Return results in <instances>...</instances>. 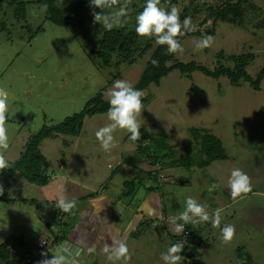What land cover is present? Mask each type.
Returning a JSON list of instances; mask_svg holds the SVG:
<instances>
[{
	"label": "rangeland",
	"instance_id": "1",
	"mask_svg": "<svg viewBox=\"0 0 264 264\" xmlns=\"http://www.w3.org/2000/svg\"><path fill=\"white\" fill-rule=\"evenodd\" d=\"M168 1L160 7L168 11L173 6L177 7L179 15H183L181 24L185 17H191L196 29L203 30L204 25L200 22L205 14L199 11L193 15L192 0ZM251 1L258 10L245 8L242 25L218 21L211 45L202 49L196 47L202 37L187 36L181 39L183 52L176 53L174 58L184 63L194 61L213 70L219 63L229 67L233 65L229 59L219 58L218 52L225 56L248 52L254 57L247 64L246 71L255 77L264 67V0ZM194 2L205 8L204 4L219 3L220 0ZM142 4L141 0H130L128 15L120 18L121 24L136 21ZM117 10L114 8L112 12ZM2 18L7 29L0 30V88L7 92L5 127L8 148L0 149V153L9 164L18 158L28 137L44 123L62 121L81 110L87 100L96 95L109 100L108 93L116 80H124L131 85L136 83L152 52L145 53L132 65L104 67L84 54L68 27L45 20V12L39 5H28L24 20L15 19L7 8L2 11ZM152 45L155 47L157 43ZM142 92L144 110L138 119L142 125L141 135H149L143 144L152 141L148 151L137 150L140 139L131 140V134L119 128L113 133L116 146L107 151L103 149L96 132L111 123L107 112L86 116L79 135L75 137L61 135L45 139L41 150L49 161L50 181L46 186H36L19 174L14 175L9 196L16 200L0 201V243L10 235H22L23 248L17 242L12 245L14 258H20L26 249L35 251L37 245L33 241L38 235L43 234L52 243L54 230H61L59 226L51 227L55 224L53 204H58L61 198L68 200L73 193L76 196L84 194L70 181L78 180L80 185L86 182L93 188L100 185L104 190L110 180V171L118 166V161L141 165L152 148H156L152 151L154 156L167 153H163L158 142L164 137V146H175V159L181 163L178 175L183 181L179 184L164 181L158 189L162 191L166 211L180 216L189 197L206 205L210 218L213 210L225 206L220 209L219 227H213L211 219L195 223L202 230L200 236L203 239L202 245L195 243L199 245L195 258L207 264H236L244 252L245 256L250 254L252 264H264V78L259 90H255L248 81L234 86L225 76L215 79L200 71L182 76L178 70H173L160 80L159 85L151 84ZM145 97L148 98L146 102ZM194 127L217 136L227 159L199 167L200 157L189 132ZM63 162L70 181L62 184ZM164 162L168 164L166 160ZM108 164L112 168H108ZM236 168L249 176L251 191L229 204L232 198L228 181ZM78 170H81V176H77ZM113 179L127 180L120 173L113 175ZM213 184L217 187L209 191ZM110 185L114 186L111 196L117 197L120 191L117 193L115 185ZM146 186L142 185L139 193H144ZM21 198L29 200L22 201ZM45 200L54 202L46 204ZM174 221L176 226L180 225V220L175 218ZM162 225L158 222L159 228ZM226 225L235 228L230 242H225L222 237L221 229ZM153 235L159 236L161 232L155 230ZM140 240L153 246V241L148 242L146 237L141 236ZM141 241L137 250L143 247ZM237 247L241 250L237 251Z\"/></svg>",
	"mask_w": 264,
	"mask_h": 264
},
{
	"label": "trees",
	"instance_id": "2",
	"mask_svg": "<svg viewBox=\"0 0 264 264\" xmlns=\"http://www.w3.org/2000/svg\"><path fill=\"white\" fill-rule=\"evenodd\" d=\"M122 1L124 0H119V3L112 8L100 10L92 8L90 6V0H0V30L7 29L6 21L2 18V11L4 8L9 9L15 19L24 20L27 16L28 5L35 4L43 8L46 4L48 8L47 11H44L45 20H49L58 26L68 27L70 34L79 43L84 54L91 60H95V62H97V64L99 63L101 66L108 67L112 65L117 68L121 64L132 65L136 60L141 59L145 53L151 50V55L145 63L138 80L132 85L136 90L143 91L151 84L159 85L160 80L173 70H178L182 76H190L194 71H200L204 75L215 79L220 76H225L228 78L229 83L234 86L240 85L242 81H248L251 87L255 90H259L260 82L264 78V67L258 71L255 77H251L247 73L246 67L254 56L248 52L239 53L238 55L230 54L228 56H225L222 52H218L217 56L219 58H227L233 62V65L229 67L219 63L213 70H210L204 65L197 64L194 61L184 63L176 60L174 58L175 54L168 52L167 45L157 44L154 47V45H152V43L156 42L154 36L143 37L137 35L135 31L136 21L121 24L120 26L114 25L111 30L105 29L102 23L98 24L93 22L92 13L94 11H102L104 14L110 15L113 13L112 11L114 8L119 9V7L122 6ZM141 1H143V4L138 9L139 12H141L146 5V0ZM168 2V0H160V5L168 4ZM191 4L193 5V15L199 11H203L205 14L200 22V24L204 25L203 30L196 29L195 31H186L184 35L177 37L180 44L181 39L191 35L200 37H204L205 35L213 36L218 21L240 26L244 22L245 8H254L251 0H220L219 3L204 4L205 8L197 5L194 0L191 1ZM133 6H136V4H133ZM254 9H257L256 6ZM182 19L183 15L180 14V21ZM40 29L41 27L37 30L39 31ZM113 59H115V61H113ZM152 61H156V64L154 65ZM168 62L171 63L168 64ZM144 99L145 102L148 100L146 97ZM108 101L109 100L102 99L100 94L96 95L87 100L84 107L78 112L64 117V119L58 123H44L36 132L32 133L25 142L23 150L20 152L18 158L12 161L7 169L0 171V186L4 189L3 194L0 195V201L16 200V198H11L9 196L15 174H19V176L30 184L46 186L50 181V174L48 173L49 161L44 153H42V142L47 138H57L61 135L72 137L79 135L84 118L97 113L107 112L110 106ZM201 130L202 129L194 127L189 131L200 157L198 161L199 167L204 168L213 161L227 159L221 140L217 136ZM141 137L142 138L139 140L140 145L137 146V150L148 151L147 149L152 141L150 140L147 144H143L144 140L149 138V135L145 134L141 135ZM162 141H164V137L158 140V142L161 149H163V153H167L154 156L152 151L156 150V148H152L149 153L145 155L144 160H147L152 166L160 163L161 168L167 167V165L169 167H180L181 163L179 160L175 159V146H164ZM172 148L173 151L171 152ZM165 160L168 164L164 162ZM157 171L158 169H155L151 171V173L156 175ZM113 173L114 172L110 174V178L113 176ZM135 182L136 180L133 182L129 180L124 182L122 196H132L131 194L134 192L133 186ZM176 183H183V181L180 179L176 181ZM97 194L98 191H91L79 198L71 200H75L76 204L82 200L94 197ZM240 196H242V194ZM20 200L27 201L29 199L21 198ZM51 202L54 201H44L46 204H51ZM74 210L75 206L69 212H64L57 206V203H54L52 211L54 213L53 219L55 220V224H59L60 220L65 216L71 218L70 214ZM48 224H51V222ZM60 224L61 228H63L62 226L65 223L62 222ZM62 232H64V230L56 232L54 241L59 237L64 238V235L61 234ZM201 234L202 230L199 229V226L193 222H189L184 225L182 233L174 238L173 244L180 242L184 245L180 255L185 257L184 260L186 264H207L195 258L198 246L203 242L200 236ZM198 235L200 237L195 241ZM39 237L40 235H38L33 242H37ZM46 239L50 240L44 236L45 241ZM16 242L20 244L22 249V235H10L5 241L0 243V264H38L39 261L47 259L46 256L52 251L47 250V244L43 248L35 246V251L26 249L22 252L20 258H14L12 245ZM236 250L240 251L241 247H237ZM42 253H44V256L41 255ZM236 264H252V257L250 254H246L245 256L243 252V255L238 257Z\"/></svg>",
	"mask_w": 264,
	"mask_h": 264
},
{
	"label": "crops",
	"instance_id": "3",
	"mask_svg": "<svg viewBox=\"0 0 264 264\" xmlns=\"http://www.w3.org/2000/svg\"><path fill=\"white\" fill-rule=\"evenodd\" d=\"M176 157L177 155H175ZM117 165L115 168H112L111 164L107 165L108 168H112L110 174L112 172H114L113 175L120 173L126 177L127 180L125 181L133 182L136 180L133 188L134 192L130 197L122 196L124 180H121V182L119 179H113L112 176L106 186L103 187L104 190H101L102 187L100 188V185L93 188L86 182L84 185H80L78 180H69V173L65 170L64 162L62 163L61 166L64 170L61 177L62 184L66 183V181L74 183L76 190H81V193H84L81 196L91 191H98V194L76 203L75 210L70 214L71 218L65 216L60 220V223H65L62 226L63 228H61L60 223L53 224L52 227L59 226L61 231L64 230L61 233L64 238L59 237L53 244L46 239L47 250L51 251L60 247L63 243H67L66 240H68L70 250L75 247H79V250H81L78 264H166L162 259V254L167 253L168 249L173 245L174 238L179 236L182 231H176L177 226L174 221L175 218L180 220V216L175 212L166 211L162 200V191L158 189L163 186L164 181L176 183V181L180 180L178 175L179 167L161 168L159 166L160 163L156 164L158 167L156 165L152 166L146 163L144 159H142L141 165L122 161H118ZM155 169H158L156 175L151 173ZM63 174H65V177ZM175 174L178 175L176 179L173 178ZM78 175H82L81 170L77 171ZM111 183L115 185L117 193L118 190L120 191L117 197L111 196V191H113L114 187L110 185ZM142 185L147 186L145 187V192L141 194L138 189ZM229 193L231 195V190ZM76 195L73 193L68 200L81 197ZM230 198H232V201L229 204L236 201L232 196ZM224 207L218 209H223ZM215 210L211 213L215 212ZM158 222L163 223L161 228H159ZM179 224H184V221L180 220ZM155 230H159L161 235H153ZM54 232L56 235L58 231L54 230ZM141 236L143 238L146 237L148 242L153 241V246L145 245L142 240L143 247L137 250ZM40 239H44L43 234L38 238V240ZM114 242L124 243L127 246L128 259H116L114 256L109 259L111 251L116 246ZM106 247L109 251H105ZM183 264H186L185 260Z\"/></svg>",
	"mask_w": 264,
	"mask_h": 264
},
{
	"label": "clouds",
	"instance_id": "4",
	"mask_svg": "<svg viewBox=\"0 0 264 264\" xmlns=\"http://www.w3.org/2000/svg\"><path fill=\"white\" fill-rule=\"evenodd\" d=\"M119 0H90V6L94 9L103 10L104 8H112L117 5ZM130 0H125L124 4L113 13L104 14L102 11L93 12V22L102 23L103 27L107 30H111L113 26L121 25V17L128 15L127 5ZM160 0H146V5L143 10L136 17V33L143 37H155L156 43L160 45H167L169 53L176 54L182 53L183 47L179 43L177 37L184 35L186 31H195L196 25L192 23L191 17H185L183 23L180 21V10L173 6L168 11L163 7H160ZM48 6H43V11H47ZM183 29V31H182ZM213 37L205 35L197 43L196 47L199 49L209 47ZM155 65L156 61H152ZM109 108L107 110L108 119L110 124L100 128L96 132V138L100 141L103 149L111 150L116 146L114 138V130L126 129L129 132L130 139L137 141L141 137L140 128L141 122L138 117H141L144 105L142 103L143 92L134 89V87L124 80H116L113 83L112 90L108 93ZM8 110L7 105V92L0 88V149L8 148V135L5 127L6 112ZM9 167V161L5 156L0 153V171ZM228 185L231 189V196L235 199L241 194H246L251 191V182L249 176L241 169L236 168L231 172V176L228 181ZM217 186L213 184L209 191H212ZM3 187L0 186V195L3 194ZM57 206L64 212H69L75 206V200L68 201L61 198L58 201ZM206 205L198 203L192 197L186 200V209L181 213L179 219L184 221V224L189 222H207L211 219L213 227H219L221 223V210L216 209L213 216L210 218L208 212L205 210ZM194 218H198L194 219ZM184 224L177 225L176 231H183ZM222 237L225 242H230L235 235V228L233 225H226L221 229ZM47 244V242H46ZM116 244L114 250L111 251L109 259L113 256L116 259L124 258L128 259V248L124 243L114 242ZM46 246V245H45ZM44 246V247H45ZM43 248V247H39ZM184 245L180 242L173 244L167 251L162 254V259L166 264H183L185 257L180 255L182 253ZM53 250V249H52ZM105 251H109L106 247ZM44 256V253L41 254ZM48 254L46 258L49 256ZM59 258L52 257L51 259H43L38 264H58Z\"/></svg>",
	"mask_w": 264,
	"mask_h": 264
},
{
	"label": "water",
	"instance_id": "5",
	"mask_svg": "<svg viewBox=\"0 0 264 264\" xmlns=\"http://www.w3.org/2000/svg\"><path fill=\"white\" fill-rule=\"evenodd\" d=\"M66 242L67 243H63L60 247L54 248L47 259L57 257L59 258L58 264H78L81 250H79V247L70 250V247L68 246L69 241L66 240Z\"/></svg>",
	"mask_w": 264,
	"mask_h": 264
},
{
	"label": "built area",
	"instance_id": "6",
	"mask_svg": "<svg viewBox=\"0 0 264 264\" xmlns=\"http://www.w3.org/2000/svg\"><path fill=\"white\" fill-rule=\"evenodd\" d=\"M46 245V241L44 239H40L37 243V247H44Z\"/></svg>",
	"mask_w": 264,
	"mask_h": 264
}]
</instances>
